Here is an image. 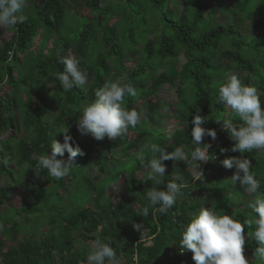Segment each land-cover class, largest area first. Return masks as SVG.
Here are the masks:
<instances>
[{
	"label": "trees",
	"instance_id": "obj_1",
	"mask_svg": "<svg viewBox=\"0 0 264 264\" xmlns=\"http://www.w3.org/2000/svg\"><path fill=\"white\" fill-rule=\"evenodd\" d=\"M27 3L19 14L24 19L15 29L0 28V161L8 160L7 165L0 163V177L9 183L7 187L0 185V205L20 186L32 199L20 211L27 216H41L46 210L54 220L48 221L47 231L38 238L18 241L21 226L11 214L2 213L0 231L10 244L3 251L0 242V264H87L86 254L74 247L73 235L77 232L92 242L97 237L110 241L117 259L125 264H134V252L139 253V264L163 261L194 264L190 251L179 255V241L183 227L200 207L222 210L242 224L254 215L247 206L252 197L229 179L235 168L227 169L221 161L241 155L249 159L250 171L260 182L259 192L264 193V156L255 151L243 154L231 151L233 141L221 129V123L240 121L217 100L218 85L226 80L227 74L244 73V84L257 88L264 107V0H27ZM84 8L90 15L81 13ZM217 16H224L226 22L218 21ZM257 24L259 32L251 33V27ZM5 30L9 33L7 37ZM69 51L76 55L90 81L82 88L73 85L65 91L57 73L63 71L61 57ZM106 80H122L135 88L136 96L126 97L125 106L140 111L142 119L135 128H129L128 132L135 134L131 141H126V137L96 140L77 130L78 110L95 99V91ZM3 87L10 88L8 97L1 93ZM164 89L173 93L169 101L159 98ZM154 104L171 109L162 115L166 120L174 119L171 130L144 127L160 119ZM52 109L57 114L52 115ZM195 115L201 116L203 123L216 132V139L210 137L209 143V153L215 159L197 162L203 177L193 179L198 170L192 164L163 161L164 182L157 187L165 190L166 183L177 174L188 186L167 213L154 212L146 198L151 181L144 180L146 173L136 177V171L143 167L135 158L122 171L128 172L122 190L129 203L135 202L138 207L132 209L128 203L111 206L104 197V186L96 183L109 162V158L102 157L100 148L120 147L121 153L127 154L134 149L140 152L143 144L155 143L165 151L176 147H183L186 152L194 150L187 130L193 126ZM65 127L72 137L70 144L83 155L76 156V166L62 179H50L43 169L41 176L35 175V158L50 154L53 140L63 142L59 131ZM18 130L24 134L23 138H19ZM150 156L146 151L145 163ZM63 158H67L66 150ZM90 158L99 172L94 179L85 174ZM19 167L31 177L30 187L14 184V171ZM75 187L93 194L100 210L93 211L71 201L68 204L72 208L67 210L54 199L59 190L69 195ZM144 207H148L146 217L139 215ZM133 223L142 225L145 239L139 244L136 243L140 232L133 229ZM253 231L254 227L245 226L244 254L249 264H262L252 256L258 246L252 238Z\"/></svg>",
	"mask_w": 264,
	"mask_h": 264
},
{
	"label": "clouds",
	"instance_id": "obj_2",
	"mask_svg": "<svg viewBox=\"0 0 264 264\" xmlns=\"http://www.w3.org/2000/svg\"><path fill=\"white\" fill-rule=\"evenodd\" d=\"M27 6V0H0V28L15 29V26L23 21L24 17L19 14ZM57 55H60L59 50ZM61 63L63 71L57 73V79L63 90L68 91L73 85L82 88L87 84L88 73L80 68L76 55L69 51L61 57ZM136 94L131 83H124L122 80L104 81L95 91V99L85 102L78 110L77 130L81 135L90 134L96 140H103L105 137L110 141L123 139L128 135L129 128H135L142 119L140 111L125 106V98L135 97ZM217 103L228 107L240 121L233 123L231 120H224L221 123V129L233 141L231 151L241 154L255 151L264 156V107L261 105L257 88L244 84L236 74L228 73L226 80L218 85ZM203 122L199 115L192 119L191 136L195 145L194 150L186 152L183 147H176L171 151H165V148L155 143L141 145L137 158L141 167L147 169L144 180L151 181L152 184L146 190V198L149 205L154 207V212L167 213L175 205L177 198L183 197L182 189L188 186L184 178L177 174L166 183L165 190L159 189L157 186L164 182L166 171L163 161H183L185 164H192L198 170L194 173L193 179L200 180L203 173L197 162L207 163L215 159L209 153L210 145L204 143L203 138L207 135L215 140L216 132L202 127ZM59 133L63 136V142L53 140L50 154H41L35 158V175L41 176L43 169L50 179H62L70 175L76 166L74 164L76 156L83 155L78 147L74 148L70 144L72 137L68 127L61 129ZM65 150L66 159L63 158ZM146 151L151 153L147 163ZM0 163L7 165L8 160L4 159ZM250 163L243 155L227 157L221 161L223 167L235 168L229 179L233 185L238 183L243 191L252 197L247 206L254 215L245 219L242 224L222 210L200 207L183 227L179 241L181 254L185 250L190 251L194 264H249L248 257L244 254L245 226L254 227L252 238L258 246L252 252V256L264 264V193L259 192L260 182L250 171ZM139 215L146 217L148 207L142 208ZM132 227L140 232V239L136 243L139 244L145 239L141 234L142 225L133 223ZM132 260L134 264H139L138 252H134ZM87 264H120V261L111 242H105L97 237L87 254Z\"/></svg>",
	"mask_w": 264,
	"mask_h": 264
},
{
	"label": "rangeland",
	"instance_id": "obj_3",
	"mask_svg": "<svg viewBox=\"0 0 264 264\" xmlns=\"http://www.w3.org/2000/svg\"><path fill=\"white\" fill-rule=\"evenodd\" d=\"M232 2V1H231ZM69 10H70V4ZM81 13L90 15V12H88V9H82ZM218 21H225L226 19L224 16H217L216 17ZM258 24L251 27V33H256L258 31ZM9 33L5 30L4 31V37H7ZM37 41V40H36ZM222 63L225 64V61L222 60ZM172 69L166 70L167 72H171ZM236 74L241 81L244 83V73ZM90 81V75H88V82ZM87 82V83H88ZM1 93L8 97V95L11 93L9 87H3ZM19 97V96H18ZM174 97L173 93L170 89H164L162 90L160 94V100L163 99L169 101L170 98ZM156 108V112L160 114V119L155 122L154 124L144 126L147 129L154 128V129H160L164 128L165 131H169L175 126L174 119L168 118L167 120L163 118L162 115L168 114L170 112V108L166 105L162 106L159 104H154ZM50 113L57 114L56 109H52ZM17 117V116H15ZM205 129H211L204 123L201 125ZM191 128L187 130V132L191 135ZM19 138H23L24 134L18 130ZM90 137V135H87ZM135 138V134L128 132V135L126 136V141H131ZM204 143L209 144L211 142V138L207 135L203 138ZM100 153L103 158H109V162L106 165V169L99 173L94 162H92V159L90 158V166L86 170L85 174L88 178L94 179L95 176L99 173L101 175V178L96 181V183L102 184L104 186V197L105 199L111 203V206H114L116 204H124L128 203L129 207L132 209H137V204L135 202L129 203V201L126 199L127 194L122 190V187L124 183L128 180V172H122L125 169L126 164L128 165L131 160H134L139 155V150L134 149L130 150L127 154H122L120 151V147L118 149H107L105 147L100 148ZM167 168V167H166ZM192 170V168H190ZM147 169L143 168L142 170L136 171V177L141 178L145 173ZM14 184H27L29 187L32 185V179L27 173V171L22 168H16L14 171V178H13ZM39 182H42V180H39ZM66 182V187H68V181ZM0 185L7 187L9 185L7 179L0 177ZM199 196V194H198ZM56 201H59L60 206H65L67 210H70L72 208L71 205L68 204L69 201H71L73 204H78L83 207H90L93 211H99L100 210V204H97L95 201V197L93 194L88 193L85 189H82L80 187H75L72 189L70 194L68 195V192L59 190L54 197ZM31 196L25 194L23 191V188H16L13 190L9 200H7L4 204L0 205V216L2 213L11 214L12 217L18 222V224L21 226V229L19 230V233L17 234V240L18 241H26L32 238H38L41 234H44L48 229V221L50 219L54 220V216L47 212L46 210L43 211V214L41 216L38 215H32L27 216L23 211H20L22 208V205L25 202H30ZM125 210V209H124ZM122 219H120L121 221ZM104 222V219H103ZM86 233V232H85ZM96 234V233H94ZM74 237V247L80 251H83L86 256L90 250V247L92 245V241L87 240L83 238L81 235H78V232L73 235ZM0 242L3 243V251L6 250L8 245L10 244L8 241H6V238L2 235L0 231ZM185 254V251H183V254H181V251L179 252V255L183 256ZM1 258V254H0ZM120 264H125V261H120ZM162 264H175L174 262H166L163 261Z\"/></svg>",
	"mask_w": 264,
	"mask_h": 264
},
{
	"label": "built area",
	"instance_id": "obj_4",
	"mask_svg": "<svg viewBox=\"0 0 264 264\" xmlns=\"http://www.w3.org/2000/svg\"><path fill=\"white\" fill-rule=\"evenodd\" d=\"M180 252V250L178 251V253Z\"/></svg>",
	"mask_w": 264,
	"mask_h": 264
}]
</instances>
